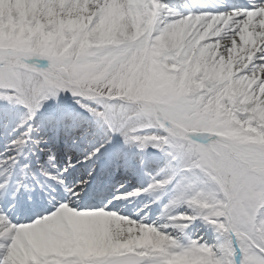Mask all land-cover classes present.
<instances>
[{
  "label": "snow or ice",
  "instance_id": "obj_1",
  "mask_svg": "<svg viewBox=\"0 0 264 264\" xmlns=\"http://www.w3.org/2000/svg\"><path fill=\"white\" fill-rule=\"evenodd\" d=\"M0 264H264V0H0Z\"/></svg>",
  "mask_w": 264,
  "mask_h": 264
},
{
  "label": "rangeland",
  "instance_id": "obj_2",
  "mask_svg": "<svg viewBox=\"0 0 264 264\" xmlns=\"http://www.w3.org/2000/svg\"><path fill=\"white\" fill-rule=\"evenodd\" d=\"M43 63V62H42Z\"/></svg>",
  "mask_w": 264,
  "mask_h": 264
}]
</instances>
